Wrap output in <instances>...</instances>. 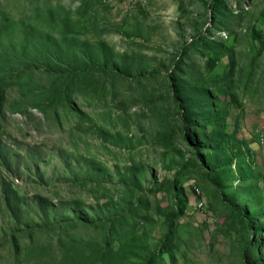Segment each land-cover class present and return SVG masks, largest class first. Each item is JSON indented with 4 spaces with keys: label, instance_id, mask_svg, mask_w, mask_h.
I'll return each mask as SVG.
<instances>
[{
    "label": "rangeland",
    "instance_id": "obj_1",
    "mask_svg": "<svg viewBox=\"0 0 264 264\" xmlns=\"http://www.w3.org/2000/svg\"><path fill=\"white\" fill-rule=\"evenodd\" d=\"M251 122L264 0H0V264H264Z\"/></svg>",
    "mask_w": 264,
    "mask_h": 264
},
{
    "label": "crops",
    "instance_id": "obj_2",
    "mask_svg": "<svg viewBox=\"0 0 264 264\" xmlns=\"http://www.w3.org/2000/svg\"><path fill=\"white\" fill-rule=\"evenodd\" d=\"M240 127V126H239ZM264 129V126H262ZM262 128H258L254 122L246 123L240 130V137L246 141L248 149L252 152L257 171L264 180V136ZM262 137V138H261Z\"/></svg>",
    "mask_w": 264,
    "mask_h": 264
},
{
    "label": "trees",
    "instance_id": "obj_3",
    "mask_svg": "<svg viewBox=\"0 0 264 264\" xmlns=\"http://www.w3.org/2000/svg\"><path fill=\"white\" fill-rule=\"evenodd\" d=\"M187 125V124H186ZM187 127V126H186ZM10 196H11V194H10ZM13 196L15 197V198H17L18 199V196H17V194L15 193V192H13ZM176 216V215H178V212H174V213H172V216ZM247 224H250L251 225V222L250 221H248L247 222Z\"/></svg>",
    "mask_w": 264,
    "mask_h": 264
},
{
    "label": "built area",
    "instance_id": "obj_4",
    "mask_svg": "<svg viewBox=\"0 0 264 264\" xmlns=\"http://www.w3.org/2000/svg\"><path fill=\"white\" fill-rule=\"evenodd\" d=\"M201 204V203H200Z\"/></svg>",
    "mask_w": 264,
    "mask_h": 264
}]
</instances>
